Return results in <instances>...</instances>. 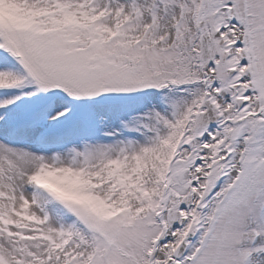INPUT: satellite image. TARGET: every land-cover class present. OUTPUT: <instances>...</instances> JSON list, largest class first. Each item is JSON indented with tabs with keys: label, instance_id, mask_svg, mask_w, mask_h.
I'll return each instance as SVG.
<instances>
[{
	"label": "snow or ice",
	"instance_id": "obj_1",
	"mask_svg": "<svg viewBox=\"0 0 264 264\" xmlns=\"http://www.w3.org/2000/svg\"><path fill=\"white\" fill-rule=\"evenodd\" d=\"M0 264H264V0H0Z\"/></svg>",
	"mask_w": 264,
	"mask_h": 264
}]
</instances>
